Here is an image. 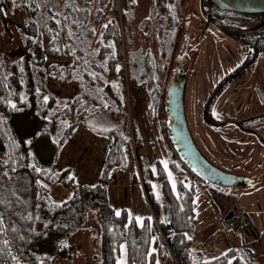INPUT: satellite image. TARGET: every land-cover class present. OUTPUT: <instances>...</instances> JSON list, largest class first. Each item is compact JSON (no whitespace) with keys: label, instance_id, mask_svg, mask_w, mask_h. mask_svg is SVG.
<instances>
[{"label":"rangeland","instance_id":"obj_1","mask_svg":"<svg viewBox=\"0 0 264 264\" xmlns=\"http://www.w3.org/2000/svg\"><path fill=\"white\" fill-rule=\"evenodd\" d=\"M113 3V0H107L103 7L97 6L102 13L95 22L93 16L92 26H87L92 29V34L83 33L80 37L81 43L86 42L92 54L98 48L96 41L101 38V27L111 18ZM162 5L159 9L155 6V0H117L124 50L120 62L122 68L118 70L120 73L121 69L124 79V113L121 116L111 113L80 114L71 133L57 151L55 172L68 169L82 200L81 205H78L80 219L78 214L69 213L56 219L68 234L65 238L58 237L65 240V253L53 255L50 264H102L100 225L107 219V214L102 218L104 210L101 211V217L98 216L102 205H106L114 214L119 211L121 215L124 211L128 224L141 226L145 218L163 220L165 217L159 166L172 184L175 170L182 167L163 142L160 122L149 117L152 93L148 84L141 82L132 86L127 77L128 52L137 49L142 53L149 51L154 60L157 85L153 84V88L157 86L158 90L162 89L167 78L179 71L184 72L187 120L199 149L221 169L253 181L250 186L240 183L234 187L235 190H229L194 179V233L201 222L213 221L218 214L228 212L225 223H229L226 226L229 232L222 238L234 241V245L238 246L236 255L244 263L264 264V145L259 144L248 132L249 127L254 128L250 122L260 115L263 122L258 124L259 131L264 132V99L259 101L255 91L259 87L264 92V55L257 57L252 68L233 82L226 83L208 108L205 105L215 87L220 86L225 77L247 62L246 50L241 43L207 23V13L211 10L209 0H164ZM0 8L4 9L0 13V58L7 62L26 52L22 27L26 13L17 8L13 0H3ZM166 39L170 43L166 52L168 59L162 56V53L165 54L163 46ZM65 42L63 39L60 43L64 46ZM58 61H65V56ZM135 61L141 68V60ZM92 63L76 70L82 73L80 78L86 77L83 73L95 77L98 83L93 89L100 93V87L107 80L104 75L99 77L92 72ZM165 63L169 64L167 77L165 71L168 68L165 70ZM77 88L79 82H66L63 79L47 81V91L57 94L59 105H66L80 93L85 94ZM206 112L210 121H213L212 125L204 122ZM31 118L29 114H24L16 120L20 130L25 128L23 133H29L34 126L29 122ZM239 121L244 124L238 129L236 124ZM64 128L65 123L57 131L60 136ZM58 134L56 139L59 138ZM139 137L141 144L137 142ZM28 147L31 148L32 143ZM171 162L176 168L174 172L169 167ZM182 174L187 176L185 170ZM25 175H17L10 184L11 188L6 189L11 199L23 200L22 196L27 195L30 181L29 176ZM144 182L150 185L151 201L145 194ZM203 189L209 190L211 195H205ZM48 190L52 200L57 203L73 195V189L59 183L49 185ZM211 205L219 207L218 214L215 209L210 210ZM137 217L142 218L141 223L136 222ZM246 217L253 230L249 228ZM215 238L211 239L205 251L219 249L218 234ZM47 239L40 242L46 251L53 247L51 242L47 244ZM224 245L223 242L218 254L224 251ZM127 250L125 239L121 242L115 264L121 259L127 264Z\"/></svg>","mask_w":264,"mask_h":264},{"label":"trees","instance_id":"obj_2","mask_svg":"<svg viewBox=\"0 0 264 264\" xmlns=\"http://www.w3.org/2000/svg\"><path fill=\"white\" fill-rule=\"evenodd\" d=\"M106 1L16 0V7L26 13L22 27L27 49L20 57L10 61L5 62L0 58V173H7L0 175V264H50L53 255L65 253L64 238L68 233L56 219L67 213L78 214L80 219L78 205L82 199L81 195L78 196L73 179L69 178L68 169L55 172L57 151L71 133L80 114L111 113L121 116L124 113V79L121 69L120 73L118 71L119 67L122 68L120 62L124 50L117 0H113L110 20L101 27V38L96 41V53L92 54L87 49V43H81L80 40L83 33L92 34V29L87 26L101 15V8L97 6L103 7ZM163 2L155 0V6L161 9ZM2 4L3 0H0V7ZM93 16L94 20L91 21ZM207 23L215 27L229 25L244 29L255 21L211 9ZM63 39L66 41L64 46L60 43ZM238 43L246 50L247 64L255 61L260 54L264 55V41L257 42L245 37ZM169 46V40L166 39L163 46L165 54L162 53L164 58ZM62 56H65V61L60 63L58 60ZM126 59L130 84H148L152 93L149 117L160 122L163 142L183 169L175 170L174 163H169L173 172L176 171L172 184L159 166L162 197L166 207L163 220L145 218L141 226L128 224L124 211L117 216L106 205L100 207L98 216L101 217L103 210L102 218L107 214V219L100 225L102 264H115L121 242L125 239L128 243L127 264H246L236 255V248L230 247L210 259H205L200 252H193L189 248L194 237V179L200 178L180 160L168 135L164 108L168 78L162 89L158 90L157 86L153 88L157 72L149 51L142 53L137 49L128 52ZM137 59L142 62L141 68L135 61ZM91 61L94 62L90 65L92 72L99 77L104 75L107 80L100 87V93L93 89L98 83L95 77L83 73L86 77L80 78L82 73L76 70ZM164 66L165 70L168 68L165 71L167 77L169 64L165 63ZM48 79L79 82L77 89L85 94L80 93L66 105H59L57 94L47 91ZM24 114H29L32 117L29 122L34 124L29 133H23L25 128L20 130L17 127L16 120ZM63 123L65 128L60 136L57 131ZM56 134L59 135L58 139ZM31 143L32 147L29 148ZM184 170L187 176L182 174ZM19 174H26L30 181L27 195L22 196L24 201L20 198L11 199L6 194V189L11 188L10 184ZM54 183L70 187L73 195L61 203L53 201L48 186ZM143 186L151 201L149 183L144 182ZM61 236L64 238L59 239ZM45 238L49 240L48 245L51 242V250L42 249L40 242Z\"/></svg>","mask_w":264,"mask_h":264},{"label":"water","instance_id":"obj_3","mask_svg":"<svg viewBox=\"0 0 264 264\" xmlns=\"http://www.w3.org/2000/svg\"><path fill=\"white\" fill-rule=\"evenodd\" d=\"M209 3L210 8L219 13L238 15L255 21L249 27L242 25L245 27L243 32L264 31V0H209ZM183 75L184 72L179 71L168 79L164 100L168 135L175 152L198 178L210 185L229 190H235L234 187L240 183L250 186L252 179L221 169L199 149L187 120L186 83ZM246 222L253 230L247 217Z\"/></svg>","mask_w":264,"mask_h":264},{"label":"flooded vegetation","instance_id":"obj_4","mask_svg":"<svg viewBox=\"0 0 264 264\" xmlns=\"http://www.w3.org/2000/svg\"><path fill=\"white\" fill-rule=\"evenodd\" d=\"M212 25V24H211ZM216 28H218L220 31L224 32L225 34H227L231 39H237L238 41L243 40V38L247 37L250 40H256L258 41H264V31L261 33H246L243 32L244 29H237L235 27H230L229 25H225V26H217ZM250 35V36H245V35ZM257 59V58H256ZM255 59V61H256ZM255 61H251L249 62V64L243 63L242 65H240L236 70H234L233 72H231L227 77H225L223 79V81H221L220 86L215 87V89L213 90V93L210 95L209 98V102L205 105L206 107L209 108L210 104L212 103L211 101L213 100V98L218 94L219 90L224 87L226 85V83L228 82H233L235 79L238 78L239 75L245 73L249 68H252L251 66H253V64L255 63ZM256 94H257V99L259 101H262L264 99V92L260 90L259 87H256L255 89ZM207 111V108H206ZM262 117V115L257 116V118L254 119V121L250 122L252 125V127L254 128H250L248 132L250 133L249 135L251 137H254L255 139L258 140L259 144H263L264 145V132H260L259 131V125L260 123H262V119H260ZM264 117V114H263ZM204 122L208 125H212L213 121H210L209 117H207V112L204 114ZM230 122V121H228ZM240 122V121H239ZM248 123V122H247ZM246 123V124H247ZM216 124V123H215ZM234 124V123H233ZM242 124H244L243 122H240L239 124H236V128H242L241 126H243ZM235 125V124H234Z\"/></svg>","mask_w":264,"mask_h":264},{"label":"crops","instance_id":"obj_5","mask_svg":"<svg viewBox=\"0 0 264 264\" xmlns=\"http://www.w3.org/2000/svg\"><path fill=\"white\" fill-rule=\"evenodd\" d=\"M138 139H139L137 141V142H139L138 144H141L140 137ZM203 192L205 193V195H208V194L211 195L209 190L203 189ZM210 203H212V202L210 201ZM214 209L218 214L219 213V207L217 205L216 206L211 205L210 210H214ZM218 215L219 216L216 217L213 221L201 222L200 226L196 230V233H194V237L192 238V241H191L190 246H189L191 251L200 252L204 256L205 259H210L213 256L218 255L217 252H219L218 250L222 249L223 242L225 244L224 249H223L224 251L228 247L229 248L230 247L236 248V249L238 248V246L234 245V241H231V240L227 241V240H224L222 238L223 235L225 236L229 232V229H228V231L226 230V226L229 223H225L226 217L228 216V212L226 214L223 212L221 215L220 214H218ZM217 234L219 237V249H217L216 251H213V252L205 251V247L211 242V239L213 237L214 238L216 237Z\"/></svg>","mask_w":264,"mask_h":264},{"label":"snow or ice","instance_id":"obj_6","mask_svg":"<svg viewBox=\"0 0 264 264\" xmlns=\"http://www.w3.org/2000/svg\"><path fill=\"white\" fill-rule=\"evenodd\" d=\"M132 2H135V0H132ZM13 3H16V0H13ZM3 11H4V9L0 8V13H2ZM46 100H47V97H45V101ZM13 107H15V105H13ZM107 130L108 129H104V131H107ZM14 170L15 169H13V171ZM0 175H7V173L6 172L5 173H0ZM169 175H171V174H169ZM69 178L72 179V177H69ZM153 187H155V185ZM116 215L119 216L120 215V212L117 211L116 212ZM141 221H142V218H139V217L136 218V222L137 223H141ZM121 252L123 253V246H121ZM13 259H15V258L13 257ZM117 264H125V261L123 259H121V260L117 261ZM230 264H231V262H230Z\"/></svg>","mask_w":264,"mask_h":264}]
</instances>
